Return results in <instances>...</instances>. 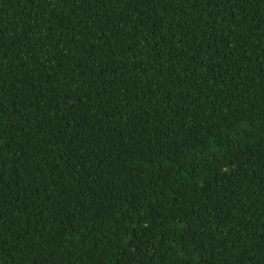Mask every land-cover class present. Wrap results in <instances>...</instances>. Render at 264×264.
Here are the masks:
<instances>
[{
	"label": "trees",
	"instance_id": "trees-1",
	"mask_svg": "<svg viewBox=\"0 0 264 264\" xmlns=\"http://www.w3.org/2000/svg\"><path fill=\"white\" fill-rule=\"evenodd\" d=\"M0 264H264V0H0Z\"/></svg>",
	"mask_w": 264,
	"mask_h": 264
}]
</instances>
